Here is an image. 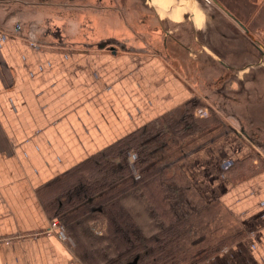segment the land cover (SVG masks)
Instances as JSON below:
<instances>
[{"label": "crops", "instance_id": "crops-1", "mask_svg": "<svg viewBox=\"0 0 264 264\" xmlns=\"http://www.w3.org/2000/svg\"><path fill=\"white\" fill-rule=\"evenodd\" d=\"M175 1L178 0H159L158 3L161 7L168 3L165 6V8L168 7L166 10L174 12ZM180 1L177 6L179 8L185 6V9H180V12L177 10V18L165 16L167 28H162L163 30L149 28L144 31L145 33L141 30L143 28H133L135 31H142V41H140L141 44L128 46H135L141 51H124L118 48L119 51H111L112 56L107 54L108 47H96L99 51H103L101 53L106 59L104 64L114 65V75L112 71L105 74L96 66H92L89 56L86 63L82 61L73 63L69 57L59 54V52L67 54L76 52L77 54H71L76 58L78 54L79 56L87 54L91 48H94L83 45L85 42H93L92 39H89L90 41L85 40L86 38L80 39L70 28L64 30L68 41L65 45L38 41L57 53L53 56L56 62L51 68L54 74L41 76L39 80L35 79L36 74L30 75L25 70L21 74L17 63L10 59L11 52L14 53L13 56L18 53L15 44L9 41L0 44V264H92L95 255L90 258V247L80 238V234L88 231L87 228L86 230L78 229L72 233L76 246L58 234L46 236L43 233V230L57 218L70 200L69 196H59V189L53 182L71 178L75 172L79 171V168H84L83 171H85V166L92 155L103 152L112 144L114 146L124 144L123 142L129 136L130 143L138 145L137 134L143 124H152L160 113H165L172 108L186 112V109L190 108L188 104L192 102L193 97H200L201 101L203 99L206 103V105L195 106L196 109H213L219 114L225 112L222 107L226 105V119L233 124L230 130L220 125L225 132L212 144L204 143L202 140L198 142L197 139L195 142L186 143L188 146L192 143L194 145L200 143L194 151L185 148L190 157L201 161L200 167L185 169L181 167L187 180L193 183L197 191L203 193L200 207L208 204L212 207H220L231 214L232 224L234 223L232 239L226 243L229 245L222 250H216L217 252L208 259L196 264H264V152L259 147V142L264 139V117H261L263 121L258 125L257 116L251 111L244 116L238 114L240 109H234L231 111V114H234L232 117L228 109L231 107L233 109L237 102L258 106L261 109L257 111L264 113V89L261 87L264 56L260 53L261 48L264 47V0H224L227 8L246 25V28H243L224 11L223 17L229 23L226 33H224L225 28L222 30L204 28L209 22L207 11L212 9L211 4L205 0ZM205 3L206 6L203 5ZM194 4L197 12H202L203 17L199 22L203 23L205 19L207 24L204 26L197 25L191 18L195 19L194 13L189 12ZM115 9L111 7L114 12H116ZM49 16L52 17V15ZM6 17L5 11L1 10L0 18L4 20V24H0V29L9 28L11 21L5 23ZM29 18L33 19L37 16ZM172 21L174 25L181 22L182 24L179 28H168ZM111 23L114 25L113 20ZM181 26L183 28H180ZM105 29L108 34L118 31L116 28L115 30L108 27ZM42 30L43 28H24L23 31L28 34L36 32L37 36ZM22 35L16 34L18 41L29 44L33 49L31 40ZM117 37L114 35V38ZM163 37L161 42L160 39ZM168 42L173 43L171 51H169ZM176 44L185 50V54L179 53ZM78 45L83 47H76ZM214 45L221 49V54L213 51ZM207 49L215 53L212 55ZM219 59L223 60L224 67L220 66ZM28 60L34 62L35 56H28ZM193 64L196 67V75L190 73ZM102 67L103 65L100 68ZM71 68L77 71H70ZM172 72L175 73V77L172 76ZM115 80L120 82V87L113 83ZM99 81L105 85L93 91L102 96L105 92L113 90V93L108 92L110 100L113 106H121V112L116 111V122L113 127L108 128L110 133L113 132L114 139H111L109 144L103 141L93 146L95 137L91 135L96 133L98 128H91L86 117L93 102L89 96L91 86ZM183 81H185L184 85ZM204 81H211L210 87H207L209 91L206 88L203 89ZM218 81L225 82L227 87L225 94H223L222 85H216ZM186 83H191L194 91L198 93L192 95ZM110 84H113L114 88L110 89ZM16 86L22 88L17 95H14L12 89ZM45 86L46 91L43 92ZM240 87L243 93H239ZM213 90H218L220 93L216 94ZM71 96L73 99L79 98V101L70 99ZM96 101H99L98 98ZM123 110L131 112L130 115L125 114ZM189 115H192V112ZM186 119L187 116L184 119H177V122L181 120L183 122ZM238 128L244 130L238 133L235 131ZM218 132L221 133L220 128ZM229 135H231L230 138H228ZM122 147L124 149V145ZM234 152L237 156H234ZM229 154L232 155L231 159L235 157L238 159L235 165L229 166L230 162L226 159ZM169 155L173 153L170 152ZM221 156L226 157L224 161ZM103 158L105 164L114 165L119 171L123 168L122 152H118L117 155L104 154ZM215 158L221 161L211 175L214 181L211 186L213 189H211H215L216 192L212 191L213 195H216V198H213L211 191L207 193L204 191V183L199 177L203 176L204 166L208 165L204 162L212 163ZM166 165L169 166V163ZM167 169L172 171L171 166ZM156 172L160 176L163 174L161 170ZM175 172L174 169L173 174H170L171 177ZM192 174L196 175V179ZM222 175L224 180L220 178ZM135 177L133 176L134 181ZM54 193H56L55 207L52 205ZM86 194L84 191L85 199L82 205L86 208L87 215L94 219L89 224L90 229H95L103 223L101 216H105L106 221L112 220V217L116 219L117 213L120 216L117 204L113 201L111 202L113 204L111 210H113L107 214L104 202L95 204V198ZM134 203H136L135 200L130 204L131 207ZM109 214L114 216H108ZM65 215L64 211L62 216ZM196 219L193 216L190 220L192 222ZM218 219L219 217H211L210 224H216ZM171 221V218H165L163 228L165 224L170 225ZM179 231V234L164 232L155 236L146 232L145 235L155 237L157 240L164 234H168L173 239L180 236L182 240L185 235L181 230ZM102 235L104 240L109 239L107 232L102 231ZM119 236H121L120 233ZM203 238L202 230L197 227L188 231L186 241L190 244L193 242L195 247L191 252L192 256L202 252L199 248ZM150 249L146 248L145 252ZM185 249L184 245L183 250ZM140 256V252L134 254L122 261V264H136ZM119 260L118 255L112 263L116 264Z\"/></svg>", "mask_w": 264, "mask_h": 264}, {"label": "rangeland", "instance_id": "rangeland-1", "mask_svg": "<svg viewBox=\"0 0 264 264\" xmlns=\"http://www.w3.org/2000/svg\"><path fill=\"white\" fill-rule=\"evenodd\" d=\"M0 1H2V3H0V11L2 10V12L4 10L7 11V10H12V9H15L18 7H23V6H25L24 3L28 2V1L38 3L39 5H37V6L39 7V9L37 12H35L33 7H30V6L26 7L25 11L22 10L23 14H25L26 18H29V17L34 16V15L43 16L44 13L48 12L47 14L52 15L55 18V20L58 22L63 21L62 18L64 20L65 19L69 20V22H71V28L70 29L72 32L77 34L76 37H78L80 39L86 38L85 40L92 39V41H94V42L99 41V40L106 38V37H114V35H116V36H118L117 39H120V40L126 42L127 45H133V44L138 45V44H141L140 41H142L141 40V37H142L141 32L142 31L141 32L135 31L133 28H143L141 30H143V32H144V31H147L149 28L155 27V25H156V23L151 22L150 17H148L147 15H141L143 10L149 11L148 7L150 8V5H151L150 0H146V1L145 0H136V1H134V3H131V5L129 2L130 0H122V2H121V0H103L102 1L101 5L106 4V5H109L111 7L116 6L115 7L116 12L111 10V8L108 9V7L102 8V6H101V8H98L96 6L95 7H89L88 5L79 6L78 8H76V9H78V12H76L75 11L76 9L74 7L70 8V7L66 6L65 4H63L62 2L60 3L61 0H0ZM154 2L158 3L159 0H154ZM180 2L181 1L179 0L178 4ZM92 3H94V1ZM27 4H29V3H27ZM163 5H162V7L165 8V6H167L168 3H167V5H164V6ZM203 5L206 6V3ZM162 7L159 8L158 11H160V13H159L160 16H162L164 18H165V16H169V17L173 16V17L177 18V16H176L177 10H179V12H180V9L181 10L185 9V6H182L180 8L179 7L174 8V12H172V11L168 12V10H166V8L168 9V7H166L165 9H163ZM123 8H124V10H123ZM135 8H138V12H140V13H138L139 17H137V12L135 11ZM61 9H64V12H65L64 17H62L59 14H58V17H56L54 15V12L55 11L60 12ZM108 10L110 12V15L108 14ZM189 12H190V14L194 13L195 19L193 17H191V15H190V17L195 21V23L197 25L203 24V26H204V24H207L205 22V19H204L203 23H200L202 21L199 22V20L202 19L203 15H202L201 11L197 12V9L195 8V4L192 5V9L189 10ZM76 13H78V14H76ZM131 15H134L135 19H132ZM111 20L114 21V25H112ZM171 20H174V19H171ZM223 20H224V18H218V17L216 18L215 17L213 19V21H214L213 25L218 30H222V28H225L224 33H226L227 27H226V23L222 22ZM86 22L92 25V28H90L91 30L82 27V24H84ZM137 22H139V23L137 24ZM183 23H185V21H183ZM0 24L1 25L4 24V20L2 18H0ZM136 24H137V26H136ZM180 24H182V22ZM180 24L174 25V22L172 21L171 26L168 28H179ZM106 26L108 28H113L114 30L116 28V29H118V31H116V33L110 32L108 34V32L105 29V28H107ZM12 28H14V27L5 28V29L1 28L0 29V44H2L3 42L6 43L8 41L12 44H15V48L18 50L19 54L17 53L16 55L13 56L14 53L11 52L10 53V55H11L10 59H12L14 62L17 63V65L20 68L21 74H23L24 70L26 72H28L30 75L36 74L35 79H37V80H39L41 78V76L43 77L44 75L52 76L54 74V72L52 71L51 68H52L53 64H55V62H56L54 60V57H53L55 54H57L56 51L50 50V49L46 48L44 45L39 44L35 39H32V38H35L33 35L29 36L28 33L25 32V34H27L28 37H30V38L32 37L30 39L31 40V46L34 48L31 49L29 44L18 41V39H17L18 37L15 35V31ZM156 28H160L161 30H163L161 26L156 27ZM180 28H183V27L181 26ZM109 30H111V29H109ZM161 32H163V31H161ZM110 35H113V36H110ZM163 39H164V37L161 38L160 41L162 42ZM130 40H131V42H129ZM11 41H15V42H11ZM172 45H173L172 42L171 43L168 42V46H170L169 51H171ZM76 47L82 48L83 46L78 45ZM177 47L179 48L178 49L179 53L185 54V52H184L185 50L183 48H180L178 45H177ZM223 47L225 48V44L223 45ZM214 49L217 51H221V49H218V47H216L215 45H214ZM90 50L91 51L87 54H83L81 56H79V54H78V57H76V58H74L71 55V54H77L76 52L71 53V54L59 52V54H62L63 56H65L67 58L69 57V59H71V61L73 60V63H77L76 61H82V62L86 63L88 61L87 58L89 56V58L92 61V63L90 62V64L92 66L93 65L96 66L99 71H103L105 74H109V72L112 71V75H114L115 74L114 65H112L110 63L104 64L106 59H105V56L101 53L103 51H99L96 47L91 48ZM107 50H108V48H107ZM119 50L120 49L117 48L116 51H119ZM207 50L212 55L215 53V52H212V50H209V49H207ZM111 51L112 50L107 51V54H110L113 56V52H111ZM38 52H40V53L38 54ZM28 56H35L34 62H30L28 60ZM59 56H61V55H59ZM77 58H78V60H77ZM110 60H112L111 57H110ZM219 61L221 62L220 66L224 67V65H222L223 60L219 59ZM101 65H103L102 68H100ZM191 66L192 67H191L190 73L192 75H196L195 65L193 64ZM108 67H110V69H106ZM72 68L69 70L70 71L73 70L74 72L77 71V70H74ZM95 72L97 73L96 70H95ZM198 73H199V71H198ZM171 74L174 77L176 76L174 72H172ZM22 76H24V75H22ZM19 82H23V81H19ZM209 82H211V81H204L203 82V89H205V88L207 89V87H210ZM113 83H115L116 85H118L120 87V82H117V80L113 81ZM103 84L104 83L100 82V81L94 83V85L91 86L92 90H90L91 92L89 95L91 97L90 100H93V102L91 103V109H90V112L87 114L88 117H86V119L89 121L91 128L92 127L98 128L97 132L91 135V137L92 136L95 137V139H93L94 140L93 146H95L97 142H103V141H105L109 144L111 139H114L113 132L110 133L109 132L110 130L108 131V128H111L114 126V124L116 122V111L120 110V108H121V106H119V105H118V107L113 106V104L110 100L111 97H109L108 92L113 93V90L105 92L104 93L105 95H102V96H99V94L96 91H93V89H96L97 87L101 88L103 86ZM182 84L184 85L185 81H183ZM186 84L188 86V91L192 95H193V93H196V94L198 93V91H196V92L194 91V88H193L191 83H186ZM216 85H218V86L221 85V81H218L216 83ZM240 86H242V82H240ZM261 87H263V89H264V72L263 73L261 72ZM21 88H22L21 86H16L15 88L12 89V91L14 90L12 93L14 95H17L20 92ZM45 88H46V86L43 87V89H44L43 92L46 91ZM112 88H114L113 84H110V89H112ZM225 88L227 89L226 85L224 84V86H222L223 94L226 93ZM110 89H108V90H110ZM247 89H248V86H247ZM213 91L216 94L220 93V91H218V90H213ZM238 91H239V93H243L242 87H240ZM40 93H42V92H40ZM204 94H206V93H204ZM96 98H98L99 101H96ZM70 99H73V97L71 96ZM73 100H75V102H76V100L79 101V98H74ZM126 104L129 105V103H126ZM199 104L206 105V103L203 101V99L201 101L200 97H195V98L193 97L192 102L190 104H188V107L190 106V108L186 109L187 113L185 111L183 112V111H181V109H177V108L176 109L172 108L165 113H160L158 118L152 124L149 125V124L145 123L142 125V127H140L139 133L137 134L138 145H135L134 143H130L131 137L129 136L127 138V140L123 142L124 144H122V145H124V149H123L122 145H120V144L115 145L116 147L112 144L108 148H105V150L103 152L96 153L95 155H92V157L89 158L88 164L85 166V171H83L84 168H79V171L75 172L73 174V176L70 175L71 178H69V179L65 178L62 181L59 179V182H53V184L57 185V187L59 189V196L66 195V196H69V199H70L66 203V205L62 208V210H61L60 214L57 216V218L53 221H57V224L59 226L58 230L62 233L63 238L66 241H70L73 246H76V245H75V239H74L72 233L73 232L75 233L78 229H83V228H84V230H86L85 228L88 229V231L83 232L84 234H82V235L80 234V236H81L80 238L83 239V243H85L86 245H88V247H90V254H91L90 258L92 257V255H95L94 262L92 261V264H114L112 262H114V260L119 255V253L122 252V248H123L122 239H123V237L119 236L118 232L111 230L112 227L114 226L113 221H112L113 218H112V220L108 219V221H106L107 220V219L105 220L106 217L101 216V217H103V218H101L103 223L100 226L96 227L95 229L89 228V224L94 219L87 215V210L82 205V203L85 199L83 197L84 191L87 193L86 195L89 194L95 198V204H98L100 202H104V204L106 205L107 214L110 211L112 212V210H113V209L111 210V208L113 207V204H111L112 201H113V203L117 204L116 205L117 210L120 211V213H126L125 210L127 208H129V205L132 202H134V200H136L135 197H132V196H135L133 194V192L136 191V189L134 187L135 181L133 180V176L137 177V174L140 172V168L144 162H148L147 164H153L154 162L160 161L161 163L158 166V170H161V172H163L162 175H165V179L167 178L168 181H170V179H169L171 177L170 174H173L175 168L179 172L183 173L181 167H183L184 169L187 167L188 168L200 167L201 161H199L198 159H193L185 151L186 150L185 148H189L191 151H194V149L197 148V146L200 143L197 145H194V143H192L193 145L191 144L189 146L186 145V143L195 142V140L197 139L196 141H198V142H200L202 140L204 143L206 142L207 144H210V143L212 144L213 142H215L218 139L219 136L221 137V135H223L225 132V130H223L220 125H224L225 127L229 128L228 130H230L232 128L233 124H231V122L226 119L227 118V114H226V108L227 107H226V105H224V107H222V108H224L223 110L225 112L218 114V112L216 110L214 111L213 109H211V110L206 109V108H202V109L197 108L196 109L195 106H197ZM219 104H220V102L218 103V105ZM228 109L230 110V115L232 117H234V114L233 113L231 114V111H234V109H240L239 110L240 112L238 113L240 115L246 116V113H249L248 111H251L253 113V115H256L258 125H260L262 123L261 121H263L261 119V117L262 118L264 117V113L257 111V110L261 109L258 106H253L252 104L235 102V107L233 109H232V107L228 108ZM197 111H198L199 115L196 114ZM120 112H121V110H120ZM123 112L125 114H128V115H130V113H131V112L125 111V110H123ZM191 112H192V115H189ZM201 114H203V115L205 114L206 116H200ZM155 115H157V114H155ZM185 116H187V119L183 120V122H185L184 126L187 123H189L188 126L191 125L189 128H187L188 126L182 127V124L177 123V119L178 120L180 118L184 119ZM144 117H146V116H144ZM218 128L221 129V133L218 132ZM196 130H197V132H196ZM241 130H242V128H241ZM198 131H200V132H198ZM235 131H238V130L235 129ZM230 133H233V132L230 131ZM230 137H231V135L228 136V138H230ZM95 140H97V141L95 142ZM148 142H150V144H145ZM125 143H130V144H125ZM238 148H239V144H238ZM118 152H122L123 168L121 169V171H119L114 165L105 164L104 163L105 160L103 158L104 154H106L107 156L108 155H117ZM170 152L173 153V155H169ZM234 156H237L236 152H234ZM224 158H226V157L221 156V159L223 161L225 160ZM231 158H232V155H230V154L228 155V158H226L230 162L229 166H232L231 164L235 165L236 164L235 162L238 160L236 157L233 159H231ZM172 160H175V161L172 162ZM213 160L214 161L212 163H210V161H209V163L204 162V164H208V165L204 166V169H205V170H203L204 174L202 177L200 176L199 179H200V181L202 180V183H204L203 184L204 191L206 193H207V191H211L210 193L212 196L211 195H208V196L216 198V195H213L214 193H212V191L215 192V189L212 190L213 187H211V186H213L212 184L214 182L213 178H211V175H212V171L215 172L214 169L217 167L218 164H220L219 162L221 160L216 159V158ZM167 163H169V166L166 165ZM171 163L173 166L171 165ZM170 166L172 167L171 172L169 171V169H167ZM151 174H152V172H151ZM192 175L194 176L193 178L196 177L195 174H192ZM128 177L132 178V181L128 182L127 181ZM190 178H192V177H190ZM220 178L222 180L223 175ZM159 180H161V179H158V181ZM207 180H208V182H207ZM200 181L198 180V182H200ZM156 186H158L157 182L154 184L151 183L149 186V189H147V188L145 189V191H144L146 194L145 199L146 200L150 199V201H152V198H150V196H153L156 199V203L159 204V201L156 198L157 194L155 193L156 192L155 190H157ZM110 189L112 191L111 193H110ZM123 189H125L126 191ZM127 191L129 192V194L127 195V199H124L123 195ZM149 192H150V195H149ZM55 195H56V193H54V196L52 197L53 207H55V205H56ZM202 196H203V193H201V191H197L196 195L194 197H189V201L196 204V207L198 209H200L202 207H200L199 203L201 204V202L203 201ZM73 198H74V200H73ZM147 202L148 201H146L144 203V205ZM152 204H153L152 202H149V205H148V207H151V209L153 208ZM164 206L165 205L163 203H160L159 205H157V209H156L157 214H154V216L150 215L152 220H154V221L157 220L155 222L156 225H160V223H162L166 218V216L164 215V213H165L164 211L166 208ZM214 208L215 209H221L220 207H214ZM64 211L66 212V215L62 216V213L64 214ZM149 214H150V211H149ZM229 215H231V214L228 213V216ZM211 217H217V214H214ZM89 229L91 231H89ZM102 231L104 233L107 232L109 234V238L111 240L107 241V240L97 239L99 236H103ZM158 233H159V231L157 230V228H155V229H152L147 234H151V235L153 234L155 236H158L159 235ZM145 236H146L145 234L142 235L143 239L145 238ZM93 238L96 240H94ZM155 240H156V238H155ZM90 242H93L94 244L92 245ZM111 242L114 243V246L117 247V249L119 251H116V249L113 247H109V244ZM228 245L229 244L224 245L219 250H222L225 246H228ZM137 247H138L137 242L131 244L129 246V248L126 249V251L121 254L120 260L118 262H116V264H122V261H124L127 258L131 257L132 255L136 254V252L138 251ZM100 248H104V250H100ZM215 253H213V254H215ZM82 254L84 255L83 252H82Z\"/></svg>", "mask_w": 264, "mask_h": 264}, {"label": "trees", "instance_id": "trees-1", "mask_svg": "<svg viewBox=\"0 0 264 264\" xmlns=\"http://www.w3.org/2000/svg\"><path fill=\"white\" fill-rule=\"evenodd\" d=\"M181 122L182 120L177 123L182 124ZM185 126L182 124V127ZM147 163L148 162H144L142 164L138 176L135 177L134 187L136 191L133 192L135 196L132 197H135L136 203H134L133 207L129 205L130 209L127 208L125 210L126 213H121L120 216L117 213L116 219L112 217L114 226L111 230L120 233L121 237H123V248L122 252L119 253L120 257L131 244L137 242L138 251L136 254L140 252L141 256L136 264H196L208 259L216 252V250L221 249L230 239H232L231 235L234 223L232 224L231 216H228L226 211L223 209H214L210 204L198 209L196 204L189 201V197H194L196 195L197 191L195 186L187 180L188 178L184 176L183 173L175 168L176 172L174 173V176L169 178L170 181H168L167 178L165 179V176H160L156 172L159 171L158 166L161 163L160 161L154 162L153 164ZM158 179L161 180L158 181ZM127 181L130 182L132 179L128 177ZM156 182L158 183V186H156L157 190H155V193L157 194L156 198L159 201V204L163 203L165 205L164 207L166 209L164 215L166 218L172 219V223L170 222V225L165 224L164 228L163 222L160 223V225H156L155 222L157 220L154 221L150 217V215L154 216V214H157L156 209L159 204L156 203V199L153 196H150L152 201H150V199H145V189H149L150 184ZM128 194L129 192L127 191L123 195V198L127 199ZM146 201L148 202L144 205ZM149 202L153 203L152 209L151 207H148ZM214 214H217L219 219L216 224L211 225L210 219ZM108 216L114 215L109 214ZM193 216L194 219H197L191 222L190 219L193 218ZM193 227L202 230L204 238L202 239V245L199 248L202 252H197L196 255L192 256L191 252H193L195 247L193 246V242L190 244L186 239L188 238V231L192 230ZM155 228H157L161 234L164 232L179 234V230H181L184 233L185 238L180 240V236H177L173 239L169 237L168 234H164L163 237H160L157 240H154L155 237L152 236H145L143 239V234L150 232ZM107 238H109V235ZM97 239L104 240V237L99 236ZM109 240L111 239H107V241ZM90 243L92 245L94 244L93 242ZM184 245L186 246L185 250H183ZM109 247H113L116 251H119L117 247L114 246L113 242L109 244ZM146 248L151 249L148 252H145ZM180 249L181 251H179ZM100 250H104V248H100Z\"/></svg>", "mask_w": 264, "mask_h": 264}, {"label": "flooded vegetation", "instance_id": "flooded-vegetation-1", "mask_svg": "<svg viewBox=\"0 0 264 264\" xmlns=\"http://www.w3.org/2000/svg\"><path fill=\"white\" fill-rule=\"evenodd\" d=\"M93 1H94V3H92ZM102 1L103 0H61L60 3L62 2L66 6H68L70 8L74 7L75 9L78 8L79 6H84V5H88L89 7H95L96 6L98 8H101V6H102V8L103 7H108V9L111 8V6L106 5V4L101 5ZM134 1H136V0H130L129 1L130 5H131V3H134ZM178 1H175L174 8L178 7L177 6ZM121 2H122V0H121ZM27 3H29V4H27ZM207 3L212 5V9L211 10L209 9L210 12L207 11L208 15H209V22H208L207 26H205L204 28H215L213 25V22H214L213 19L215 17L216 18L217 17L218 18H224L223 17V15L225 14L224 11L227 12L233 19H235L240 24V26H242L243 28L244 27L246 28V25L239 18H237V16H235V14L231 10H229V8H227L226 1H224V0H209V2H207ZM150 4H151L150 8L148 7L149 11L143 10L141 15H147L148 17L151 18L152 23H156L155 27H153V28L160 27V26L162 28H166L165 27V19H164V17L160 16V14H159L160 11H158L159 8H161L160 4L154 2V0H150ZM24 5L25 6H23V7H18V8L12 9V10H7V11L4 10L5 14H7L5 23L11 21L9 28L14 27L12 29L15 31V35L18 34L21 36L23 34L22 36H25L27 38H28V35L29 36L33 35L35 37V39L37 40V42L38 41L40 43L48 42V43H53V44L57 43V41H58L57 37L60 36L63 38V40L65 42L68 43V41L65 38L66 35H64L65 34L64 30H65V28H71V22H69V20H66V19L64 20L62 18L63 21L58 22L55 20V18L53 16L52 17L49 16L47 14L48 12L44 13L43 16L38 15L37 18H33V19L26 18L25 14H23V11L26 10V7H28V6L33 7L34 11L37 12L39 9V7L37 5H39V4L35 3V2L28 1V2H25ZM123 10H124V8H123ZM75 11L78 12V9H76ZM135 11L137 12V17H139L138 13H140V12H138V8H135ZM64 13H65L64 9H61L60 12L55 11L54 15L56 17H58V14H59L62 17H64ZM108 13H110L109 10H108ZM76 14H78V13H76ZM131 16H132V19H135L134 15H131ZM16 17H17V19H16ZM24 20H26V21H24ZM222 22L226 23V27H229V23H227V20L225 18ZM138 23L139 22H137V24ZM17 24H19V27H18L19 30L18 31H17ZM137 24H136V26H137ZM82 27L91 30L90 28H92V25L86 22V23L82 24ZM24 28H43V30L40 32L39 35L37 34V36H36V32L35 33L29 32L28 35L25 34L23 31ZM95 42H97V41H95ZM91 43H94V41ZM111 46L112 45H108L106 47L110 48L109 50H112ZM210 48H212V47H210ZM212 49H213V51H216L218 54H221L220 51H217L214 48H212ZM261 49L264 52V47H262ZM112 51H114V50H112ZM221 85L224 86L223 81H221ZM221 85H219V86H221ZM222 86H221V88H222ZM232 104H234V103L232 102ZM240 131L241 130L238 128V133H240ZM248 132H250V131L248 130ZM259 147L264 152V139H262V141L259 142ZM258 152L262 153L261 151H258Z\"/></svg>", "mask_w": 264, "mask_h": 264}, {"label": "water", "instance_id": "water-1", "mask_svg": "<svg viewBox=\"0 0 264 264\" xmlns=\"http://www.w3.org/2000/svg\"><path fill=\"white\" fill-rule=\"evenodd\" d=\"M18 27H19V24H17V31L19 30ZM31 38L28 37V39H31ZM32 39H35V38H32ZM57 39H58L57 44H61V45L67 44V42H65L62 37L58 36ZM83 45H85L87 47L91 46V47H97V48H104L108 45H112L111 47H112V50H114V51H116L117 48H120L124 51H141V49H139L135 46H128L126 42H124L120 39L114 38V37L103 38V39L97 41L96 43L85 42ZM260 53L264 56V52L262 51V49H261Z\"/></svg>", "mask_w": 264, "mask_h": 264}, {"label": "built area", "instance_id": "built-area-1", "mask_svg": "<svg viewBox=\"0 0 264 264\" xmlns=\"http://www.w3.org/2000/svg\"><path fill=\"white\" fill-rule=\"evenodd\" d=\"M205 1L209 2V0H205ZM58 229H59V226L57 224V221H51L50 225L47 228H45L43 233L46 236H52L54 234H58L60 237H62V233Z\"/></svg>", "mask_w": 264, "mask_h": 264}]
</instances>
